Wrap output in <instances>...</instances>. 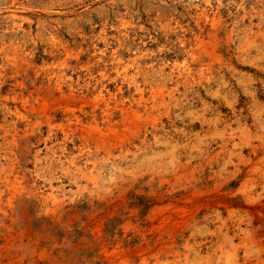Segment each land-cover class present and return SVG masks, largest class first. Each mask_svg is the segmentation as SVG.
Listing matches in <instances>:
<instances>
[{
	"label": "rangeland",
	"instance_id": "1",
	"mask_svg": "<svg viewBox=\"0 0 264 264\" xmlns=\"http://www.w3.org/2000/svg\"><path fill=\"white\" fill-rule=\"evenodd\" d=\"M0 264H264V0H0Z\"/></svg>",
	"mask_w": 264,
	"mask_h": 264
}]
</instances>
